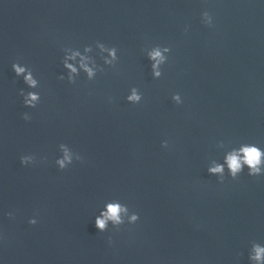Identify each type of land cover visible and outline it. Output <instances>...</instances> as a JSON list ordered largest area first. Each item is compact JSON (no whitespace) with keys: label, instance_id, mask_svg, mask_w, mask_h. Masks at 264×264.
Here are the masks:
<instances>
[{"label":"water","instance_id":"water-1","mask_svg":"<svg viewBox=\"0 0 264 264\" xmlns=\"http://www.w3.org/2000/svg\"><path fill=\"white\" fill-rule=\"evenodd\" d=\"M97 41L117 48L113 65ZM157 45L171 51L154 79ZM67 47L104 71L69 83ZM21 89L40 94L35 108ZM245 143L264 150V0H0V264H251L264 174L245 166L233 179L225 162ZM60 144L73 152L64 170ZM113 200L139 219L101 233L95 218Z\"/></svg>","mask_w":264,"mask_h":264},{"label":"clouds","instance_id":"clouds-1","mask_svg":"<svg viewBox=\"0 0 264 264\" xmlns=\"http://www.w3.org/2000/svg\"><path fill=\"white\" fill-rule=\"evenodd\" d=\"M202 22L209 26H213V16L207 11L201 13ZM187 31V29H185ZM95 46L98 47L101 52L107 51L109 58H104V64L113 65L115 61L118 60L117 57V48L116 47H107L104 43L97 41ZM65 55L63 56L62 64L64 69L68 71L67 80L69 83H75V75L78 74V71L82 69L86 74L87 78L91 80L95 74L96 70L103 72L104 69L96 65V62L90 57L81 55V52L76 49L74 50L71 47L63 49ZM84 52L88 53L92 51V46L88 45L84 47ZM170 47L159 45L153 47L151 51L147 53L148 59L151 63L152 76L154 79H159L162 76L161 65L165 64L168 61V56L165 53H170ZM79 57V67L74 63L69 61H75ZM86 61H91L92 66H89V63ZM12 70L14 71L17 77L23 76L24 83L32 89H35L39 86V81L33 75V71L28 66H21L19 62H14L12 64ZM58 79L64 80L63 75L59 76ZM20 95L23 97V103L26 107L35 108L40 102V94L35 91L25 92L23 89L20 90ZM127 101L132 104H138L142 100V93L136 87L130 89V94L127 96ZM172 100L176 104L183 103L182 98L179 93H174L172 95ZM24 120H29L27 113L23 114ZM169 146V141L165 140L162 142V147L167 148ZM59 148L62 150V157L56 160V164L59 165V169L64 170L68 165L73 162V152L65 144H60ZM75 158L77 161L82 160V157L75 153ZM47 159L46 157L44 158ZM22 165H28L29 162H34L35 157L33 155H22L20 157ZM225 162L229 169V175L236 179L238 174L241 173L245 166L248 168V175L250 176H260L264 174V150L258 147L255 144L245 143L242 144L238 149H233L231 152L226 154ZM208 172L211 174H219L220 182H223L224 166L220 164H215L213 167L208 168ZM9 216L12 213L8 214ZM127 217V220H125ZM139 219L138 213L130 212L128 205L121 203L119 200H113L108 202L105 205V209L100 213L99 216L95 218V227L99 232L103 233L108 231V224L111 222L113 229L115 231H120L121 225L135 224ZM29 224L35 225L37 223L36 219H30ZM109 243L112 242V237H108ZM249 260L251 264H264V245H261L258 242H252L251 250L249 252Z\"/></svg>","mask_w":264,"mask_h":264}]
</instances>
